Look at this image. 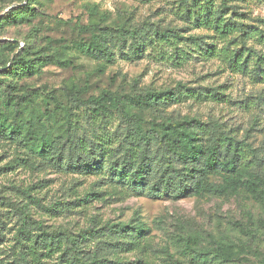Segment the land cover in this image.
I'll return each mask as SVG.
<instances>
[{
	"label": "rangeland",
	"instance_id": "obj_1",
	"mask_svg": "<svg viewBox=\"0 0 264 264\" xmlns=\"http://www.w3.org/2000/svg\"><path fill=\"white\" fill-rule=\"evenodd\" d=\"M27 3L0 0V17ZM214 5L241 29L231 39L237 36L239 43L243 30L254 29L251 34L256 36H249L245 45L253 69L257 58L264 57V45L257 43L264 33V0H214ZM31 7L34 15L27 21L0 24V43H17L14 55L28 57H37L45 48L51 54L63 50L67 66H45L41 75L17 83L21 93L34 94L36 107L43 113L55 108V102L43 96L47 92L67 105L64 88L87 99L104 90L134 94L173 91L181 85L196 90L197 95L169 104L162 110L165 118H197L219 125L264 153V80L230 68L221 53L228 43L215 31L186 20L180 0H35ZM100 25L108 31L111 63L77 49L79 43L90 42L93 34H101ZM123 28H160L180 39L177 48L156 42L140 47L128 34L125 42L119 39L117 32ZM135 47H140V53H134ZM211 47L216 53L209 56ZM242 47L240 43L231 49ZM243 51L246 57L249 51ZM14 55L2 49L0 61ZM102 65L106 67L101 72ZM10 81L15 80L5 78L0 91ZM74 113L73 123L83 126L80 135L94 133L89 125L94 121L85 117V109ZM62 120L59 112L55 123H49L51 139L61 133ZM122 127L118 119L94 125L97 133L113 138ZM25 155L16 143L0 141L1 264L15 261L20 247L17 234L24 224L31 237L70 235L79 240L78 250L87 251V257L95 255L98 264H264V225L260 223L264 206L245 194L231 198L122 197L109 182L108 173L58 169L38 158L26 163ZM248 211L253 213L254 235L245 230ZM139 226L146 229L140 248L111 244L110 229ZM45 260L46 264H61L59 254Z\"/></svg>",
	"mask_w": 264,
	"mask_h": 264
},
{
	"label": "trees",
	"instance_id": "obj_2",
	"mask_svg": "<svg viewBox=\"0 0 264 264\" xmlns=\"http://www.w3.org/2000/svg\"><path fill=\"white\" fill-rule=\"evenodd\" d=\"M34 1L28 0L24 6L11 9L0 17V24L27 21L34 15L35 9L31 7ZM180 9L186 20L215 31L228 43L221 53L225 54L230 68L256 74L258 79L264 80L263 56L257 58V66L253 69L248 65L251 55L245 45L249 36H256L251 34L255 32L253 28L243 30L238 43V37L231 39V36L241 29L235 21L225 19L215 8L214 0H180ZM98 30L101 34H93L90 42L79 43L77 49L94 59L111 63L113 54L108 46V31L105 32L101 25ZM117 33L122 42L128 34L135 43L139 41L140 47L145 46V42H156L177 48L176 40L180 39L160 28L154 31L123 28ZM257 38V43L264 45V33ZM237 43L243 47L231 49ZM18 46L17 43H0V50L14 55ZM140 47H135L134 53H140ZM47 50L37 53V57L14 55L13 59L0 61V84L3 85L5 78L15 80L0 91V141H10L22 148L26 152V163H34L38 158L40 163L49 161L58 169L108 173L109 182L122 197L148 194L154 198L174 199L183 196L231 198L245 194L264 206V153L261 150L237 139L219 125L197 118L174 120L162 115L169 104L197 95L196 90L181 85L173 91L134 94L104 90L101 95L86 99L64 88L67 105L56 94L47 92L43 96L54 101L55 108L43 113L36 107L34 94L21 93L17 83L41 75L45 66H67L63 50L53 54ZM243 50L249 51L246 57ZM215 53L214 48L208 51L209 56ZM105 67L102 65L99 70L102 72ZM81 107L85 109V117L94 121L89 122L94 133L88 136L80 135L83 126L80 127V122L74 124L71 119L74 110ZM59 112L63 113L61 133L51 139L49 123H55ZM108 119H118L123 125V131L118 130L115 138L97 133L94 128L97 121ZM99 127L104 128V125L99 124ZM246 217V233L254 235L253 213L248 211ZM260 223L264 225V219ZM123 229H110L109 239L114 240L111 244L132 249L143 245L145 227ZM17 236L20 247L15 252V261L8 264H46L45 259L57 254L61 264H98L95 255L87 257V251L78 250L79 240L70 235L31 237L24 224Z\"/></svg>",
	"mask_w": 264,
	"mask_h": 264
}]
</instances>
